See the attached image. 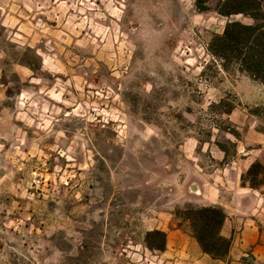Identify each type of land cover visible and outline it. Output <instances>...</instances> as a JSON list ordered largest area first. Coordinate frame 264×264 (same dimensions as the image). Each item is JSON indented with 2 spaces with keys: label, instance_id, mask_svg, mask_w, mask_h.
Returning <instances> with one entry per match:
<instances>
[{
  "label": "rangeland",
  "instance_id": "1",
  "mask_svg": "<svg viewBox=\"0 0 264 264\" xmlns=\"http://www.w3.org/2000/svg\"><path fill=\"white\" fill-rule=\"evenodd\" d=\"M197 1L0 0V264H173L201 173L263 220L264 86Z\"/></svg>",
  "mask_w": 264,
  "mask_h": 264
},
{
  "label": "trees",
  "instance_id": "2",
  "mask_svg": "<svg viewBox=\"0 0 264 264\" xmlns=\"http://www.w3.org/2000/svg\"><path fill=\"white\" fill-rule=\"evenodd\" d=\"M208 0H199L195 6L199 11L209 10ZM215 12L227 17L222 32L210 39V52L221 60L227 69L235 64L238 71L246 73L264 86V10L262 0H220L213 7ZM233 15L251 19V23L233 20ZM258 163H252L247 170L251 173ZM264 170V167H261ZM242 178V177H241ZM259 183L250 182L251 187ZM180 214L176 211L175 214ZM182 219L190 222L192 235L201 250L214 259L223 258L229 249V240L219 234L224 212L219 206L194 207ZM165 234L163 233V246Z\"/></svg>",
  "mask_w": 264,
  "mask_h": 264
},
{
  "label": "crops",
  "instance_id": "3",
  "mask_svg": "<svg viewBox=\"0 0 264 264\" xmlns=\"http://www.w3.org/2000/svg\"><path fill=\"white\" fill-rule=\"evenodd\" d=\"M208 174L201 173L192 200L200 206L216 205L222 208L224 219L219 234L230 242L227 254L214 259L203 252L188 229L169 225L163 226L165 241L163 255L173 264H244L247 255L256 264H264V216L263 220L247 210L250 201L242 199L239 185L235 192L223 183L211 181Z\"/></svg>",
  "mask_w": 264,
  "mask_h": 264
}]
</instances>
